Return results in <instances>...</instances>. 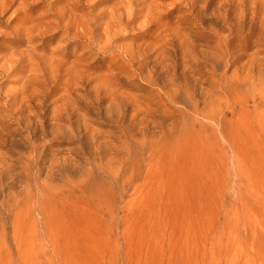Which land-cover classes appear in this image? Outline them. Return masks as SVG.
<instances>
[{"label":"rangeland","instance_id":"rangeland-1","mask_svg":"<svg viewBox=\"0 0 264 264\" xmlns=\"http://www.w3.org/2000/svg\"><path fill=\"white\" fill-rule=\"evenodd\" d=\"M32 1L18 19L27 13L44 24L67 11L63 24L73 18L74 28L68 37L53 34V26L12 46L21 32L6 26L19 4L0 18V56H31L14 74L0 75V264H264V100L255 107L258 91L230 82L214 123L167 101L181 114L166 129L151 124L147 114L156 107L140 75L114 76L129 62L126 51L153 42L148 9L156 8L164 22L180 20L201 49L217 40L238 0H198L200 21L188 16L186 0H135L131 23L119 27L112 48L85 57L90 30L82 24L101 32L119 0ZM246 8L245 29L255 31L264 17L253 21ZM78 59L94 63L90 71L108 80L101 102L88 96V105L77 104L90 114L84 129L75 114H63L62 75ZM35 76L40 97L30 101L31 113H22L14 96Z\"/></svg>","mask_w":264,"mask_h":264},{"label":"bare ground","instance_id":"bare-ground-1","mask_svg":"<svg viewBox=\"0 0 264 264\" xmlns=\"http://www.w3.org/2000/svg\"><path fill=\"white\" fill-rule=\"evenodd\" d=\"M36 1L33 0L32 3ZM186 1L190 11L188 16L200 21L203 11L199 7L198 0ZM27 2L28 0L0 1V18L4 17L17 3L19 4V7L10 18L8 26H6V29L19 30L21 32L20 38L11 43L12 46L24 44L20 41L23 38L31 42L38 35L46 34V31L49 32L48 30L53 26L57 28L56 33L53 34H60L65 31V35L70 37L69 34L73 32L74 28V19L71 16V19L67 18L68 21L63 24L67 11L59 12L52 17L54 18L53 21H47L48 23L44 24L37 19H33L27 13L18 19L20 8L26 5ZM116 2H119V4L112 13H107V22L103 23L104 29L101 32L98 27L91 31L90 24H82L85 32L91 31L86 36L90 43L84 47L87 51L83 53V56L93 49L107 51L114 43V38L119 34V27L124 24L126 19L130 21V17L135 12V0H119ZM246 4L249 6L248 10L253 16V21L257 17H264V0H238L237 5L234 6L236 11L228 18L227 26L218 33L217 40L201 49H199L197 38L193 39L187 29L181 27L182 23L180 20L175 23L164 22L163 18L156 13V8L146 11L144 18L149 23V29L151 30L153 26H156L155 31L151 32L152 35H150L153 42L147 46L137 48L135 51H126V57L129 62L126 66H120L114 76L120 77V75L126 74L132 79L136 78L138 73L149 85L151 106L156 107L151 108L147 114L151 119V124L160 128L166 126V129H168L169 126L175 128V125L179 123L178 120L181 113L176 109L171 110L170 108L172 107L168 105L167 101L175 106L184 104L198 118L213 123L217 122L216 119L223 114L227 103L228 85L230 82L241 88L247 87L253 92L258 91V97L254 99L256 108L264 100V89L262 87L264 84V20L259 22L257 30L246 31ZM137 16L139 17V15ZM15 21H17L16 27L11 28L10 25ZM128 21L126 22L127 24ZM183 21L190 23L187 18H184ZM96 31L100 33L96 34ZM251 51L252 53H250ZM30 58L29 54L25 58L21 53L17 54L15 52L1 55L0 75L14 74L17 72V67L24 60H30ZM94 65V63L81 64L80 59H78L69 64L62 75L65 82V97L63 98L67 103L63 114L68 119H71L70 117L75 114L80 128L83 129L87 128L86 121L89 112L82 114L77 104L85 103V105H88V96L93 101L101 102L104 90L106 89L107 92L105 87L108 81L107 78L101 77L98 71H90ZM60 74L58 76H61ZM198 74H201V76L198 77ZM38 79V76L31 77V85L23 87L22 91H20L21 93L18 92L19 94L14 96L18 111H22V113L32 112L30 101H33V99L38 100L40 97L36 86ZM213 100L216 101L215 104ZM91 137H93L94 141L97 140L94 134Z\"/></svg>","mask_w":264,"mask_h":264}]
</instances>
